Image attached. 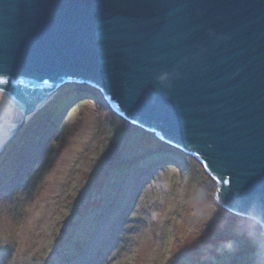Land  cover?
Instances as JSON below:
<instances>
[{"label": "water", "instance_id": "95a60500", "mask_svg": "<svg viewBox=\"0 0 264 264\" xmlns=\"http://www.w3.org/2000/svg\"><path fill=\"white\" fill-rule=\"evenodd\" d=\"M0 81L95 88L264 235V0H0Z\"/></svg>", "mask_w": 264, "mask_h": 264}, {"label": "rangeland", "instance_id": "374dc122", "mask_svg": "<svg viewBox=\"0 0 264 264\" xmlns=\"http://www.w3.org/2000/svg\"><path fill=\"white\" fill-rule=\"evenodd\" d=\"M2 146L0 264H264L261 229L199 160L88 84L53 90Z\"/></svg>", "mask_w": 264, "mask_h": 264}, {"label": "bare ground", "instance_id": "6f19581e", "mask_svg": "<svg viewBox=\"0 0 264 264\" xmlns=\"http://www.w3.org/2000/svg\"><path fill=\"white\" fill-rule=\"evenodd\" d=\"M12 90V87L0 86V146L12 134L16 126L26 121L53 92L51 89H42L38 92L20 89V98H17ZM103 112L104 109L100 114Z\"/></svg>", "mask_w": 264, "mask_h": 264}, {"label": "trees", "instance_id": "16d2710c", "mask_svg": "<svg viewBox=\"0 0 264 264\" xmlns=\"http://www.w3.org/2000/svg\"><path fill=\"white\" fill-rule=\"evenodd\" d=\"M70 96V95H69ZM69 96H67V97H64V99H65V101H67V100H69L70 99V97ZM74 96V95H73ZM72 96V99L75 97H73ZM76 96H78V95H76ZM59 105H60V102L59 103H57V106L56 107H59ZM61 108V107H60ZM60 108H57L56 110H55V112H54V114H55V116H58L59 115V110H60ZM184 151V150H183ZM191 156H193L194 158H196L194 155H192L191 154ZM197 159V158H196Z\"/></svg>", "mask_w": 264, "mask_h": 264}, {"label": "clouds", "instance_id": "9594fccd", "mask_svg": "<svg viewBox=\"0 0 264 264\" xmlns=\"http://www.w3.org/2000/svg\"><path fill=\"white\" fill-rule=\"evenodd\" d=\"M166 75L167 74H162L160 77H158V79H160V80H164L165 78H166ZM102 94V93H101Z\"/></svg>", "mask_w": 264, "mask_h": 264}, {"label": "snow or ice", "instance_id": "6c2138e0", "mask_svg": "<svg viewBox=\"0 0 264 264\" xmlns=\"http://www.w3.org/2000/svg\"><path fill=\"white\" fill-rule=\"evenodd\" d=\"M3 81H0V83H2Z\"/></svg>", "mask_w": 264, "mask_h": 264}]
</instances>
